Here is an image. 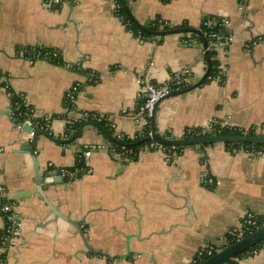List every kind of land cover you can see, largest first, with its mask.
<instances>
[{
    "label": "crops",
    "instance_id": "0c3cea01",
    "mask_svg": "<svg viewBox=\"0 0 264 264\" xmlns=\"http://www.w3.org/2000/svg\"><path fill=\"white\" fill-rule=\"evenodd\" d=\"M127 1L142 24L161 19L166 25L201 29L206 15L231 21L232 40L220 58L225 80L160 102V133L181 137L187 128L217 120L245 130L258 126L264 134V0ZM119 2L70 0L54 11L45 0H0L2 80L40 115L52 117L56 136L66 132L64 96L76 82L80 90L71 116L77 117V111L104 115L114 136L133 138L141 130L138 79L144 69L149 66L158 83L185 68L193 83L206 71L198 35L142 38L131 29L128 12L120 13ZM29 47L57 49L63 63H30ZM32 141L25 127L16 126L0 86V186L17 203L22 222L7 264H192L200 247H224L244 215L264 214V156L211 143L187 146L172 163L162 151L142 152L132 161L111 154L110 139L94 126L71 143L40 135L35 157L43 176L54 170L49 163L76 168L78 155L92 148L89 173L58 178L44 192L63 215L82 224L96 251L90 253L78 228L57 217L37 192L36 161L23 149ZM205 172L217 185L203 183ZM3 223L0 214V228ZM254 251L236 263L264 264V244Z\"/></svg>",
    "mask_w": 264,
    "mask_h": 264
},
{
    "label": "built area",
    "instance_id": "2783aa9c",
    "mask_svg": "<svg viewBox=\"0 0 264 264\" xmlns=\"http://www.w3.org/2000/svg\"><path fill=\"white\" fill-rule=\"evenodd\" d=\"M69 1L70 0H45V2L52 9H54V11H59ZM239 10L244 11L245 10L244 5L240 4ZM157 23L162 24V28H164V26L166 25V23L161 19L158 20ZM221 25L227 27L230 33L221 34V33L211 32L208 35L210 38L215 39V41L211 44V48L216 52L215 58L218 59L219 61L220 58L222 57V54L225 52L226 48L228 47L230 41L232 40V30H231L232 27H231L230 19L222 18ZM184 41L188 43L189 39L185 38ZM41 59H45V60L58 59V64L63 63L61 59V53L57 49L39 50L37 52H34V54H32V56L30 57V63H33ZM66 65L69 66V64ZM219 69H220V73L222 75H225L226 67L224 64H221V62L219 64ZM191 75H192L191 70L185 68L182 71L176 73L169 81L158 83L154 81V79L151 77L149 72V66L146 69H144V72L140 74V77L138 79V82L140 83V92H139V103L137 108L138 109L137 121L141 125V130L139 134H137L133 138L143 136V134L141 133H143L144 127L148 125L149 122L151 121L152 111L156 103L165 95L175 90L189 86L192 83ZM2 77H3V73L0 70V86L2 89L5 90L8 96V100L10 101L11 116L13 119L16 120V126L18 128L21 129L25 126H29L30 130L28 131V136L31 140L34 138L37 131L39 130H43L46 133H48L49 136H52L59 140L67 138L66 134H64L63 136L54 135L55 133L51 126L52 117L40 115L36 110V108L31 106L21 94H18L12 90L9 87V85L2 80ZM91 77L95 82L99 81L100 79L99 75L95 73H92ZM216 79L218 81H221L220 76H218ZM79 90H80V83L76 82L73 85H71L65 92L64 104L66 111L63 117L67 122L66 132L71 129L72 125L76 121H88L90 119L95 120L97 122H100L102 120L109 121V118L104 115H100L97 113L83 112V111L81 112L77 111L76 113L79 114L77 117L71 116V113L75 111V110L73 111V107L75 105L74 99L79 93ZM16 97L20 98L21 100L20 101L15 100ZM141 101L143 102L142 104H140ZM213 125H219L220 129L241 130L243 132L242 134L244 135L248 134L247 132L249 130H251L254 133L252 135H264L262 133L261 128L258 126H253L245 130L229 125L226 122L222 123L221 121H217V120L211 121L206 127H204L202 134L208 135L207 132L213 130ZM111 126L115 128L114 123H111ZM220 131L221 130H219L217 133L213 132L212 134H221ZM184 133L182 136H184ZM149 135H151V131L148 132L147 136ZM117 137L120 138L121 136L118 135ZM176 148L177 147L160 145L153 140H149V143L141 148L139 154L146 151H162L165 155L166 161L172 163L174 162L175 157L177 155V153L175 152ZM230 149L234 153L246 152V153H252L256 156H264V145L258 148H256L255 146L246 148L243 145L238 147L232 146ZM109 150L111 154L116 155L117 157L124 156L127 160H129L127 155L132 152L131 150H124L123 152H115V150L111 148ZM91 154H92V148H87L84 152L80 153L77 159V167L74 169L57 168L53 165V163H49L48 166L54 168V170H58L61 173V175L65 176L67 179L73 180L90 172V167L87 164V158H89ZM202 161L205 162V160ZM202 180L203 183L210 186L217 185L218 183L217 180L209 176L206 172L204 173ZM5 193L6 190L2 186H0V214L4 221L3 226L0 228V264L7 263V258H6L7 252L11 247L18 245V241L22 233V222H21V217L17 211V203L15 202V200L7 198ZM263 225H264V214L249 212L242 217L239 226L231 229L229 233L232 235L234 239H236L237 242L240 239L246 237L247 235L252 234L254 232L252 229L257 230ZM227 242L228 239L226 237V243ZM219 250L220 249L213 246L200 247L194 256L192 263H198V262L202 263L205 261L206 257L207 258L211 257ZM237 259L233 264H238L236 263Z\"/></svg>",
    "mask_w": 264,
    "mask_h": 264
},
{
    "label": "water",
    "instance_id": "95a60500",
    "mask_svg": "<svg viewBox=\"0 0 264 264\" xmlns=\"http://www.w3.org/2000/svg\"><path fill=\"white\" fill-rule=\"evenodd\" d=\"M121 2H122L124 9L128 12L130 19L133 21V23L141 30H144L148 32L149 34L154 35V37L156 38L163 37L165 35L179 34V33H185V34L192 33V34L198 35L202 39V43H203L202 46L205 48V54L208 57V65H207L206 71L200 79L191 83L189 86L185 88L175 90L165 95L156 103L152 111V117H151V120H152L151 135L147 136L146 139L153 140L160 145L171 146V147L206 145V144H211V143H249V144L264 145V135L208 134V135L196 136V137L172 136V137L167 138L162 133H160L157 128V110H158V106L160 102H162L164 99H167L169 97L185 94L196 88H199L201 85L205 83L206 79L209 77V74L212 68V63L210 61V52L207 50L208 41L206 37L204 36L203 32L200 29H196V28L178 27V28H171V29L151 30L149 27L150 22L142 24L137 21V19L134 17L132 13L129 2L127 0H121ZM88 126L97 127L100 130V126L97 123L93 121H85L78 127H75L74 128L75 131L73 135L65 141L53 138L52 136H49L48 133H46L45 131L39 130L34 136L33 141L30 144H27L25 147L23 146V149L25 148L26 150L30 151V153L34 156L35 161H36V184L38 186L37 192L42 196L44 201L50 206V208L53 210V212L55 213L57 217L66 219L67 221L74 224L78 228L79 232L81 233L83 237L85 246L87 247L88 251L90 253H94L96 251L91 248L88 242V239L84 236V229L82 227V224L76 220L70 219L66 215H63L54 205H52V203L46 198V195L44 194L46 190V184L51 185L55 183L56 181H60L61 179L66 180L67 178L63 177L58 170H53L49 176H43L40 172V165L35 157V150H36L35 147H36L37 139L40 135L49 136L51 137V139L59 143H64V144L71 143V142L78 140L79 138H82ZM25 129L29 131L30 127L25 126ZM104 135L108 136L105 132H104ZM106 147L108 151L110 152L109 147L108 146ZM58 178H61V179H58ZM262 241H264V225L261 226L256 231H254L252 234H249L246 237L240 239L239 241L229 246L222 247L214 255L206 259V261H204L202 264H225L229 260L237 257L238 255L244 253L245 251H248L249 249L253 248L257 244L261 243ZM107 256L110 257L111 259H114V257L110 255H107ZM124 256H128V255H124Z\"/></svg>",
    "mask_w": 264,
    "mask_h": 264
},
{
    "label": "trees",
    "instance_id": "16d2710c",
    "mask_svg": "<svg viewBox=\"0 0 264 264\" xmlns=\"http://www.w3.org/2000/svg\"><path fill=\"white\" fill-rule=\"evenodd\" d=\"M163 1H168V0H163ZM120 4V13L126 15L125 9L123 7V5L119 2ZM222 17L219 16H213V15H206L203 19V24L201 26V31L203 32L204 36L206 37L207 41H208V47L207 50L210 52V61L212 63V68H211V72L209 74V77L206 79L205 82L211 81L216 79L218 76H220L221 81H224L226 76L222 75L220 73V69H219V64L220 61L218 59L215 58L216 56V52L211 48V44L215 41L214 38H210L208 35L211 32H215V33H221V34H229V30L227 27L222 26ZM186 26V25H184ZM150 29L151 30H159L160 26L158 25V23H156L155 25H152V22H150ZM165 29H171V28H178L172 25H165L164 26ZM131 29L138 33L139 35H141L143 38L148 39V38H153L154 35L149 34L148 32L141 30L140 28H138L134 23L131 24ZM192 36L196 37L195 34H192ZM39 50H49L48 48H27L26 51L29 53V56H32V54H34V52H37ZM205 60H208L207 55L205 54L204 56ZM51 62L54 63H58V59H51ZM15 100L20 101L21 99L16 97ZM143 101V100H142ZM140 102V104H142L143 102ZM88 121H93L95 123H97L100 126V130L104 133H106L108 136V138L111 141V147L115 150V152H123L124 150H131L132 152L130 154L127 155V157L129 158V160H136L139 156V152L141 150V148L145 145H147L149 143V140H147V135L149 131H152V120L149 122L148 125H146L144 127L143 130V136L141 137H137V138H130L127 135H121L120 138H118L117 136L113 135V130L111 129L110 125L108 124L107 120H102L100 122H97L95 120H88ZM83 122L85 121H76L74 122V124L72 125L71 129L68 130L65 134L66 136H71L74 133V128L78 127L79 125H81ZM219 130L221 134H225V135H230V134H236V135H241L243 132L241 130H230V129H220L219 125H213V130L210 132H207V134H212L217 133ZM203 128L201 127H190L187 128L185 130L184 136L185 137H196V136H203L202 134ZM145 132V133H144ZM249 135L254 134L251 130H249L247 132ZM163 135L167 138L172 137V134L169 132L163 133ZM62 141H65L66 139H61ZM227 145L230 146V148L232 146H241L243 145L246 148H250L255 146L256 148L258 147H262V144H249V143H226ZM185 147H177L175 149V152L177 154H180L181 151L186 148ZM111 148V149H112ZM253 231H256V229H252ZM227 239L228 242L224 245V247L229 246L233 243L236 242V239H234L232 237V235L230 233L227 234ZM264 244V241H262L261 243L257 244L256 246H254L253 248L249 249L248 251H245L244 253L238 255L237 257L229 260L228 262H226L225 264H233L235 263V260L237 258H241L242 256L247 255L248 253L253 252L254 250L258 249L259 247H261V245ZM208 259L207 257L205 258ZM203 263V262H202ZM202 263H192V264H202ZM7 264V263H6Z\"/></svg>",
    "mask_w": 264,
    "mask_h": 264
}]
</instances>
